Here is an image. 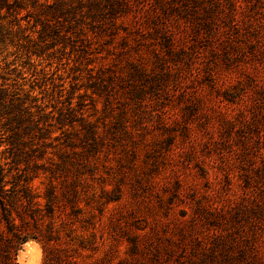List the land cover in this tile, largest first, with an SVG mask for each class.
<instances>
[{
    "label": "trees",
    "instance_id": "16d2710c",
    "mask_svg": "<svg viewBox=\"0 0 264 264\" xmlns=\"http://www.w3.org/2000/svg\"><path fill=\"white\" fill-rule=\"evenodd\" d=\"M30 1L0 0V45L9 38L11 24L24 33L33 54L56 39L71 42L72 34L88 40V46L92 41L120 51L111 66L89 76L91 107L101 113L95 120L84 104L73 105L72 97L64 109L46 112L22 89L9 88L0 73V264H17L18 249L28 240L41 245V264H114L110 251L88 262V226L95 229L108 212L107 227L127 230L132 224L125 216L136 219L142 211H154L148 206L153 198L173 205L181 189L178 176L173 191L161 176L178 139L189 134L174 108L182 104L190 112V103L199 102L197 97L188 101L182 88L196 51L184 35L189 29L194 41L199 39L201 0H42L35 24L27 10L22 27L19 16ZM60 20L75 25L69 23L62 33ZM28 27L34 29L25 33ZM86 47L78 50L85 53ZM169 209L161 213L166 218ZM148 236L129 234L126 260L144 261L142 252L153 241L145 240ZM182 246L171 240L167 259L155 256V261L171 264L174 257L178 264H222L224 257L232 264L226 246L200 248L199 262V248L188 257Z\"/></svg>",
    "mask_w": 264,
    "mask_h": 264
},
{
    "label": "rangeland",
    "instance_id": "374dc122",
    "mask_svg": "<svg viewBox=\"0 0 264 264\" xmlns=\"http://www.w3.org/2000/svg\"><path fill=\"white\" fill-rule=\"evenodd\" d=\"M40 1L28 2L19 17L31 10L30 23L35 24ZM199 11V39L194 41L189 29L184 35L196 51L182 88L188 101L197 97L199 102L190 103L194 107L190 112L182 104L174 108L175 115H183L189 134L178 139L179 148L161 176L170 191L178 176V198L173 205L169 199L162 204L151 199L148 206L154 211H142L136 219L125 216L132 225L117 232L106 226L109 214L105 212L95 229L88 226V262L110 251L114 264H158L155 256L167 259L166 248L174 240L181 241L188 257L199 248L198 262L203 256L200 248L220 244L230 251L232 264H264V0H201ZM27 19H21L22 27ZM60 22L62 33L69 23L75 25L73 20ZM9 26V38L0 45V73L9 88L22 89L46 112L64 109L72 97V104H84L83 110L93 120L101 116L92 109V94L86 86L97 68L117 60L120 48L107 51L106 45L92 41L88 46V40L72 34L71 42L56 39L33 54L24 33ZM34 28L28 27L25 33L38 30L39 24ZM82 28L92 35L87 25ZM32 34L36 40L38 33ZM84 47L85 53L78 50ZM81 94L86 95L80 98ZM97 106L100 110L101 101ZM168 206L166 218L161 213ZM154 213L159 218H153ZM166 220L167 225L161 223ZM133 231L146 232L145 240H153L142 252L144 261L126 260ZM30 253L36 255V264L42 263L41 245L28 240L18 249L17 264ZM220 260L226 264L224 257ZM171 264H178L177 259L173 257Z\"/></svg>",
    "mask_w": 264,
    "mask_h": 264
},
{
    "label": "bare ground",
    "instance_id": "6f19581e",
    "mask_svg": "<svg viewBox=\"0 0 264 264\" xmlns=\"http://www.w3.org/2000/svg\"><path fill=\"white\" fill-rule=\"evenodd\" d=\"M36 263H37L36 255L30 253L29 258L27 260H21L20 264H36Z\"/></svg>",
    "mask_w": 264,
    "mask_h": 264
}]
</instances>
